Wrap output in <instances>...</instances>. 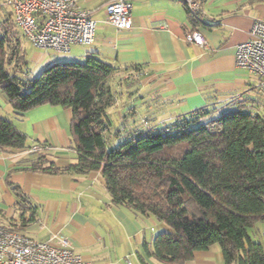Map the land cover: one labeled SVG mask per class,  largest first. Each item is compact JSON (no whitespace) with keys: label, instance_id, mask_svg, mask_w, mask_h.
<instances>
[{"label":"trees","instance_id":"trees-1","mask_svg":"<svg viewBox=\"0 0 264 264\" xmlns=\"http://www.w3.org/2000/svg\"><path fill=\"white\" fill-rule=\"evenodd\" d=\"M8 22L0 21V89L12 109L19 116L41 105L71 111L75 162L57 167L42 149L30 153L31 170L74 177L100 172L113 205L172 229L159 232L149 251L165 264L187 263L213 245L225 264H264V245L252 236L264 220V117L252 103L205 107L148 129L127 128V115L116 125L109 109L120 67L90 53L83 62L49 64L34 76L25 52L11 44ZM33 144L0 115V149L25 152ZM11 189L22 213L26 204L35 209L19 187Z\"/></svg>","mask_w":264,"mask_h":264},{"label":"crops","instance_id":"crops-1","mask_svg":"<svg viewBox=\"0 0 264 264\" xmlns=\"http://www.w3.org/2000/svg\"><path fill=\"white\" fill-rule=\"evenodd\" d=\"M113 1H80L97 25L95 41L84 46L82 57L97 53L107 63L127 69L131 81L138 80L137 88L167 105L169 118L205 107L250 105L256 92L252 77L257 78L238 67L235 56L254 22L264 18V0H199L197 24L181 0H127L132 4L128 30L106 22L105 9ZM4 7L0 21L8 18L5 12L13 21L12 9ZM195 27L203 34L205 46L186 41V33ZM18 32L23 35L19 28ZM0 115L25 133L30 144L49 145L45 155L55 166L75 162L69 109L41 105L19 116L0 89ZM34 158L28 151L0 149L1 224L38 241L65 239L91 264H165L149 254L157 229L165 230L163 223L113 205L100 172L74 177L33 171L30 161ZM11 186L19 187L35 209L26 204L22 213ZM252 236L264 245V220L256 223ZM183 264L225 263L220 246L213 245Z\"/></svg>","mask_w":264,"mask_h":264},{"label":"built area","instance_id":"built-area-1","mask_svg":"<svg viewBox=\"0 0 264 264\" xmlns=\"http://www.w3.org/2000/svg\"><path fill=\"white\" fill-rule=\"evenodd\" d=\"M81 0H0L10 7L14 24L37 48L69 53L73 46H89L95 41L97 25L91 12L82 8ZM188 13L200 17L199 0H181ZM106 22L119 30L132 27V4L127 0L110 2L105 9ZM189 43L205 46L197 28L189 30ZM236 64L257 78L256 89L264 96V18L254 22L247 41L236 52ZM50 150L49 145L35 143L29 153ZM0 264H91L74 252L69 242L38 241L0 223Z\"/></svg>","mask_w":264,"mask_h":264},{"label":"rangeland","instance_id":"rangeland-1","mask_svg":"<svg viewBox=\"0 0 264 264\" xmlns=\"http://www.w3.org/2000/svg\"><path fill=\"white\" fill-rule=\"evenodd\" d=\"M4 9L6 11V8L1 5L0 10L4 11ZM5 13L7 17L10 16L9 12ZM6 27L13 39L11 42L12 46H14L16 42L21 55L25 52V56L29 63L30 73L34 76H37L44 69V67L49 65L51 62V64H54L76 61L83 62L85 60L82 56L85 54L87 47L74 46L72 51L69 53H59L53 50L39 49L35 47L26 37H21L17 31L18 27L13 23V21L8 22ZM130 75L131 74H129L128 71L120 68L119 72H117L112 80L117 94L114 105L109 109V114L116 125H119V123H122V121L125 120L124 115L128 116L129 124L127 128L130 129L133 128V125L137 128L148 129L154 125L156 126L169 121L171 118H169L170 116L168 112H165L167 105L157 100L155 94H152L147 90H141L140 87L137 88L138 80L133 79L131 81ZM257 81L258 80L252 77V85H255L252 86L253 90L256 88ZM129 87H131V89ZM129 91H131L130 94ZM250 99L251 102L249 104H253V112L264 117V96H262L257 90L256 92H252ZM134 104L137 105L132 106ZM129 108H131L132 111L126 112ZM133 108H135V112L133 111ZM133 121H135L134 124ZM162 225H164L163 227H165L167 231L172 232V229L168 227L166 228L165 224ZM161 231V227L157 229V233Z\"/></svg>","mask_w":264,"mask_h":264}]
</instances>
